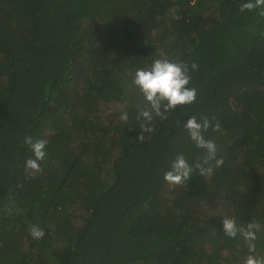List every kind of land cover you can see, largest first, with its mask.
Returning a JSON list of instances; mask_svg holds the SVG:
<instances>
[{"label":"trees","instance_id":"1","mask_svg":"<svg viewBox=\"0 0 264 264\" xmlns=\"http://www.w3.org/2000/svg\"><path fill=\"white\" fill-rule=\"evenodd\" d=\"M246 2L0 0V264H243L224 216L261 225L264 257V16ZM159 58L197 97L142 133L133 77ZM192 116L220 124L203 134L224 164L173 187L176 155L205 154ZM25 136L48 141L28 179Z\"/></svg>","mask_w":264,"mask_h":264},{"label":"clouds","instance_id":"2","mask_svg":"<svg viewBox=\"0 0 264 264\" xmlns=\"http://www.w3.org/2000/svg\"><path fill=\"white\" fill-rule=\"evenodd\" d=\"M259 9V14L264 16V0H248L240 6V10L251 11ZM191 69H198V65L193 62ZM191 80L189 75V66L185 62H174L167 58H159L152 61L147 68L136 70L133 83L139 89L144 101L147 102L145 107L138 108V118H143L140 123L142 133L150 132L152 129L150 123L153 114L166 118L165 113L175 110L178 106L192 104L197 97V90L188 87ZM121 119L127 121L126 113L121 115ZM211 125V121L204 118L198 121L195 116L189 117L183 127L187 130L189 138L197 148L205 150L202 159H198L194 165L189 164L188 160L182 153H178L171 163L170 169L165 172L163 179L171 186L186 185L194 170H198L201 176H207L213 173L215 168L224 164V158L217 156V147L214 141L206 139V132ZM213 130H218L220 124L216 123ZM24 143L28 145L33 157H29L25 162L26 179L31 178L33 173H42L40 162L46 158V139H33L31 136H25ZM222 229L226 236L235 238L239 233L247 242L249 254L243 261V264H264V257H257L252 253L255 252L257 232L261 230L258 222L250 221L246 225H237L234 218L222 217ZM30 234L33 239H42L45 235L43 228L39 225H32Z\"/></svg>","mask_w":264,"mask_h":264}]
</instances>
